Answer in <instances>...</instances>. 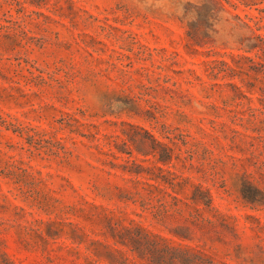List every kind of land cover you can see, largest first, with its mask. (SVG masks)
I'll list each match as a JSON object with an SVG mask.
<instances>
[{
    "label": "rangeland",
    "instance_id": "374dc122",
    "mask_svg": "<svg viewBox=\"0 0 264 264\" xmlns=\"http://www.w3.org/2000/svg\"><path fill=\"white\" fill-rule=\"evenodd\" d=\"M198 15L0 0V264H264V86Z\"/></svg>",
    "mask_w": 264,
    "mask_h": 264
},
{
    "label": "trees",
    "instance_id": "16d2710c",
    "mask_svg": "<svg viewBox=\"0 0 264 264\" xmlns=\"http://www.w3.org/2000/svg\"><path fill=\"white\" fill-rule=\"evenodd\" d=\"M226 3L230 4L234 10L241 9L243 12H249L254 8L258 13L264 14V0H224ZM221 0H208L198 11L202 13V18L207 19L209 12L212 7L218 8V5H221ZM263 4V7H257L258 5ZM233 17L237 18L241 24L245 25L250 33L249 43L244 48H238L241 51L240 54L235 56L231 55L235 63L239 64L240 70L238 73H235L233 69L225 61H215L220 65L221 72H230L232 75L244 74L247 77H251L255 82L261 83L264 86V33H259V31H264V17L263 16H249L245 14L242 18L238 14H232ZM250 22H253L251 25ZM188 36L194 38L195 35L188 33ZM216 65V64H215ZM233 87L240 91V89L233 85ZM261 94L264 95V87H258ZM193 202L196 199L192 198ZM142 254H150L151 261L154 264H164V254L165 250H156V251H142ZM158 258V259H155ZM179 264H186L184 261H179Z\"/></svg>",
    "mask_w": 264,
    "mask_h": 264
},
{
    "label": "clouds",
    "instance_id": "9594fccd",
    "mask_svg": "<svg viewBox=\"0 0 264 264\" xmlns=\"http://www.w3.org/2000/svg\"><path fill=\"white\" fill-rule=\"evenodd\" d=\"M208 0H132L133 5L142 11H156L162 16L174 17L186 27L190 23H197L199 20L198 10ZM191 5V8H186ZM207 27L204 31L209 39L215 41L218 36L224 35L225 43L222 47L244 48L249 43L250 33L247 27L230 15L222 8L212 7L207 16ZM109 107L113 111H120L124 105L120 101L113 100ZM200 108L199 105H197ZM204 111L203 108H200Z\"/></svg>",
    "mask_w": 264,
    "mask_h": 264
}]
</instances>
